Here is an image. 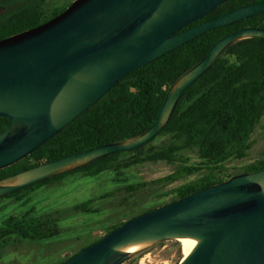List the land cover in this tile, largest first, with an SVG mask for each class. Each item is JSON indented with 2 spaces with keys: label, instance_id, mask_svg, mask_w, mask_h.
<instances>
[{
  "label": "water",
  "instance_id": "water-1",
  "mask_svg": "<svg viewBox=\"0 0 264 264\" xmlns=\"http://www.w3.org/2000/svg\"><path fill=\"white\" fill-rule=\"evenodd\" d=\"M230 0H76L44 24L0 40V170L24 160L85 113L119 81L214 29L264 14V2L185 29ZM264 39L248 27L220 39L168 91L151 128L132 140L71 155L0 181V197L116 152L149 144L182 94L231 45ZM190 238L179 264H264V169L231 177L120 225L62 264H123V249Z\"/></svg>",
  "mask_w": 264,
  "mask_h": 264
},
{
  "label": "trees",
  "instance_id": "trees-1",
  "mask_svg": "<svg viewBox=\"0 0 264 264\" xmlns=\"http://www.w3.org/2000/svg\"><path fill=\"white\" fill-rule=\"evenodd\" d=\"M4 2L11 0H3L2 3ZM263 2L264 0H230L187 27L220 17L240 7ZM65 10L56 12L52 18ZM52 18L48 19L38 4L19 5L16 10L0 19V40L36 28ZM245 27L264 29V14L209 31L149 65L131 72L95 105L31 155L0 170V181L45 162L141 136L154 124L168 91L182 76L200 63L220 39ZM263 115L264 39H245L226 49L212 67L182 94L167 125L156 137L169 136L167 146L160 149L150 148L149 145L155 138L135 151L116 152L6 197L34 192L44 185L75 173L95 177L110 169L122 173L123 169L143 162L172 163L180 151L196 148L201 163L188 165L184 162L163 181L172 184L203 171L207 173L197 181L179 186L175 191L176 197L169 202L173 203L230 179L231 177H222L224 164L230 159H243L247 156L251 136ZM9 123L7 118H0V133ZM126 154L128 157L122 159ZM263 169L264 160H260L252 164L245 173ZM94 202L95 200H89L76 205L74 209L85 213L97 212V209L92 208ZM119 226L110 228L94 243L101 241ZM59 235V219L52 215L11 216L0 227V259L1 250L10 245L22 241L42 242Z\"/></svg>",
  "mask_w": 264,
  "mask_h": 264
},
{
  "label": "rangeland",
  "instance_id": "rangeland-1",
  "mask_svg": "<svg viewBox=\"0 0 264 264\" xmlns=\"http://www.w3.org/2000/svg\"><path fill=\"white\" fill-rule=\"evenodd\" d=\"M0 0V19L19 5L38 4L47 18L67 9L76 0ZM169 136L156 138L149 147L163 148ZM247 156L230 159L224 164V178L245 173L252 164L264 160V115L256 126ZM128 157L123 155L122 159ZM196 148L180 151L175 161L143 162L123 169H110L95 177L75 173L60 181L44 185L34 192L17 197H0V227L11 216L33 217L52 215L59 219L60 235L46 241H22L1 250L0 264H60L72 255L93 245L113 226L163 206L176 197V189L188 182L199 180L207 171L168 184L163 179L186 162L199 165ZM18 198H21L18 200ZM95 200L97 212L76 211L79 204ZM184 258L178 240L155 243L130 255L123 264H179Z\"/></svg>",
  "mask_w": 264,
  "mask_h": 264
},
{
  "label": "bare ground",
  "instance_id": "bare-ground-1",
  "mask_svg": "<svg viewBox=\"0 0 264 264\" xmlns=\"http://www.w3.org/2000/svg\"><path fill=\"white\" fill-rule=\"evenodd\" d=\"M177 240L182 245V252H183L184 258H186L187 256H189L190 253L195 248V246L197 245V241L194 240V239H190V238H180V239H177ZM153 244H155V243H139V244H133V245H129V246L125 247L123 249V251L126 252V253H129L131 255L133 253H136V252H139L141 250H144L145 248L150 247Z\"/></svg>",
  "mask_w": 264,
  "mask_h": 264
},
{
  "label": "flooded vegetation",
  "instance_id": "flooded-vegetation-1",
  "mask_svg": "<svg viewBox=\"0 0 264 264\" xmlns=\"http://www.w3.org/2000/svg\"><path fill=\"white\" fill-rule=\"evenodd\" d=\"M205 21H208V20H205ZM205 21H204V22H205ZM202 23H203V22H202ZM199 24H201V23H199ZM199 24H197V25H199ZM194 26H196V25H194ZM192 27H193V26H192ZM188 28H191V27H187V28L185 27L184 30H185V29H188ZM245 28H248V27H245ZM243 29H244V28H243ZM238 31H239V30H238ZM233 32H236V31H232L231 33H233ZM231 33H229V34H231ZM229 34H228V35H229ZM226 36H227V35H226Z\"/></svg>",
  "mask_w": 264,
  "mask_h": 264
}]
</instances>
